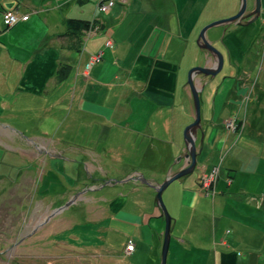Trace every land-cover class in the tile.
<instances>
[{
  "label": "rangeland",
  "instance_id": "obj_1",
  "mask_svg": "<svg viewBox=\"0 0 264 264\" xmlns=\"http://www.w3.org/2000/svg\"><path fill=\"white\" fill-rule=\"evenodd\" d=\"M69 1L0 0V264L5 263L8 254L15 255L12 264H170L173 235L180 229V218L177 224L174 218L178 209L175 211L172 203L175 199L176 204L181 202V188L184 189V183L190 186L189 182L195 183L200 194L209 199L197 201L196 204L206 203L208 207H204L202 219L196 220L197 225L183 236L212 251L216 231L217 239L227 250L235 247L240 257L251 253L254 258L255 254L257 263L264 264V9L261 0L252 3L251 0H210L199 26H195L197 18L193 21L191 34L176 36L177 32L173 31L163 54L164 49H157L151 56L155 61L164 56L161 62L175 56L180 73L175 90L179 104L173 101L171 109L177 106L178 110L189 112L178 135L182 145L175 146V156L184 159L185 165L179 169L184 173L171 179L169 188L161 193V200H157V192L153 197L156 208L163 205L158 216L163 224V242L156 259L150 245L138 244L135 226L112 219L100 206L105 202L109 169L98 164L105 153L114 157L109 158L113 163L118 159L130 160L137 151L140 156L143 154L144 146L135 139L137 131L133 132L129 144L120 146L106 142V137L113 132L114 124L134 125L132 120L139 122L136 126L142 132L146 131L147 124L138 114L152 99L142 95L146 86L139 79L149 64L132 75L135 65L128 60L124 77L120 73L123 79L116 85L114 76L105 74L111 72L117 57L105 61L99 49L101 45L103 53L118 50L122 37L113 26L120 18V31L131 28L137 32V42L141 38L137 51L127 54L137 61L142 47L157 40L154 32L171 31L180 26L181 20L193 18L187 8L193 2L184 0L182 18L178 20L172 7L175 3L182 5L177 0L171 3V0H74L80 6L69 8V12L60 9ZM257 1L261 14L256 12ZM125 4L133 19L124 12ZM231 11L234 14L226 17ZM94 12L96 22L90 26L85 16L79 25L73 21L83 14L93 16ZM65 13L64 26L58 22V16L62 19ZM108 16L111 17L104 22ZM256 17L257 21L252 23ZM226 19L230 21L220 22ZM145 20L156 24L143 34ZM132 24L134 27H130ZM218 40L223 49L213 46ZM49 47L59 52L58 60L64 68L58 73L50 71L40 76L34 92L23 91L26 88L23 84L28 83L27 67L23 65L32 64ZM124 47L129 49L127 43ZM130 47L134 48V43ZM230 48L236 51L229 53L231 69L226 66L228 57L224 53ZM89 49L97 58L93 68L87 64L88 56L84 54ZM202 52H207L206 64L216 67L213 79L205 75ZM72 55L82 60L81 66L66 63ZM180 67L186 69L185 74ZM197 68L200 71L195 74ZM190 71L191 81L187 76ZM222 75H228L225 83ZM161 83L162 80L159 88ZM46 87L49 92L42 95ZM203 89L212 99L209 113L202 102L194 99L195 95L198 100L201 98ZM184 91L190 96L188 105L185 100L181 104ZM77 104L82 112L75 113ZM167 111L166 107L161 108L158 116ZM13 126L20 131L15 134ZM104 127L110 128L105 135ZM113 133L120 138V131ZM187 137L193 142L194 152L190 151L192 145ZM98 144L104 149L95 154L92 150ZM54 147L60 148L63 154L54 153ZM62 155L68 158V174L59 179L58 168L52 160ZM82 158L81 169L87 177L85 181L78 178L79 187L72 192L67 179L76 183L78 162ZM78 202L81 204L76 205ZM169 218L170 224L166 222ZM231 240L237 245L230 244ZM47 253L55 258L47 257ZM182 253L190 255V252ZM107 255L111 256L108 260ZM198 261L196 264H210L200 257Z\"/></svg>",
  "mask_w": 264,
  "mask_h": 264
},
{
  "label": "crops",
  "instance_id": "obj_2",
  "mask_svg": "<svg viewBox=\"0 0 264 264\" xmlns=\"http://www.w3.org/2000/svg\"><path fill=\"white\" fill-rule=\"evenodd\" d=\"M62 1H64V0H62ZM252 1L253 0H251V3H252ZM59 2H61V1H59ZM179 2L182 3V5L176 6V10H175L176 13L175 14H177V15H181V12L184 8L182 6H185L183 4L184 0H180ZM191 2H193V5H190L187 8H188V10H190L192 12L191 16H193L194 19L190 18V20H185V21H184V19L181 20L180 26L173 27L171 31L166 32L165 30L161 29L163 31L162 34L160 32H154L153 36L155 37V39L157 38V40L149 41L148 44H145L142 47L143 51L141 52V54H139L140 58H138L137 61L131 60L127 56V54H128V52L134 53L135 51H137V47H138L137 45L140 44L141 38L139 37L138 42H137V35H136L137 32L135 33L133 31V29H131V28H126L125 31H120L119 30L120 18L117 19L116 25L113 26V28H115L117 31L116 34H120V36L122 37L121 38V44L118 47V50H116L115 52H110V51L105 50L104 53H106V54H104L103 53V46L100 45L99 52H100V54L102 53L105 61H111L114 57H117L118 61L115 62V64L111 67V72L106 71V74H105V75H113L115 78L113 83H115L116 85L121 83V80L123 79V78L119 77L120 73H121V76L124 77L125 66L128 65L127 64L128 60L131 61V64L133 66L135 65L132 75H136L138 72H140L142 70V68H144L147 64H149L147 72L142 77H140V79H139V80L144 81L145 86H146V90L144 91V93H142V95L146 99L147 98L152 99L151 104L150 105L147 104V107L145 109H143L140 112V114H138L139 116H142L140 120L145 121L147 124L146 131L142 132L141 128L139 129V127L136 126L139 124V122L137 123L131 119L133 121L132 124H134V125H130V124L117 125V124H114L112 126L114 128L112 130L113 132L120 131V133H119L120 138L117 136L116 133H113V132L109 133L106 137V139H107L106 142L108 141L110 143H117V146H120V145L127 144V143L129 144V142L131 141V136L133 135V132H135V131L138 132L137 135H135V139L140 142V146H142V147L144 146V151H143V154L141 155L142 157L140 156L139 152L137 151L134 153L133 157L130 160H127V159L116 160V163H121L122 165H126V167L131 165L132 168L128 167V168H130V170L135 171V169L137 168V170L139 172H143L147 168L148 162L156 159L153 157L154 152L159 151L160 146L166 145L165 140H168L173 132H174L173 143L170 145V147L172 149H174L175 151H177L175 149V146H181L182 145L183 141L181 139V142H180V140L178 139V135H181V133H182V130H183V128H184V126L188 120L189 112L187 110L185 112H183L182 110H178L177 106H174V108L171 109L173 101H175V103L179 104V102L177 100L178 93L175 91L176 87H178V78L177 77L180 74V73H178L179 64L174 60L175 56H173L172 58H169V59L166 58L163 60V62H161L160 60L163 59L164 56H163V58H161L159 56L158 61H155L154 59H152L151 56H153V52H155V50H157V49H159V50L164 49L161 51L163 54V52L167 49L169 41L172 40L173 31L177 32L176 36H179L178 34H181L182 36L189 34V32L191 31V28H192V24H194L193 21L196 18H197V21H196L195 26H199V21L202 20V13H203L204 9L207 7V5L210 3V0H191ZM126 5L127 4H125V8H126ZM261 5L264 9V0H261ZM78 6H80V5L77 2H74V0H70L67 4L65 3L62 7H60V9L62 8V10H64L65 12H69V8L78 7ZM127 9L128 8H126L124 12L128 14L129 18L133 19L132 14H130V11H128ZM83 12H85L84 6H83ZM233 14L234 13H232V11H231L230 15H227L226 17L231 16ZM66 16H67L66 13L64 15H62V17L64 19L63 18L61 19L58 16V22L60 23V25L63 24L65 26L64 22L66 20ZM110 17L111 16L105 17L104 18L105 21L104 20L103 21L107 22ZM140 18L145 19V17H140ZM181 18L182 17L177 18V19L180 20ZM172 20L175 21L174 18H172ZM165 22L167 23V21H165ZM155 24L156 23H152V22L145 20V26L143 27V29H145V31L143 32V34H146L147 29H149V28L153 29ZM107 27H110V26L108 25ZM130 27H134V24H132ZM190 34H191V32H190ZM56 36H57V34H56ZM160 40L165 41V43L164 44H163V42L160 43L159 42ZM126 43L129 45L128 50L124 47V44H126ZM131 43L132 44L134 43V48L130 47ZM218 48L223 49L221 47V45H218ZM43 52L48 54L49 56L55 58V60H58L59 55H60L59 52L57 50H55V48H52V47L51 48L49 47L47 50H44ZM235 52L236 51H233L231 48L228 51L224 52L225 56L228 57V61L226 62V66L230 67V69H231L232 65L229 61V53L234 54ZM40 56H43V54H39L38 59H40ZM72 57L75 58L74 55H72ZM70 60H71V57L70 56L67 57L66 63H69ZM142 60H145L146 63L144 64L142 62ZM182 62H183V60H182ZM150 64H155V65L151 66ZM40 65L42 66V64H40ZM158 66L161 68L158 69L157 68ZM98 69L103 71L102 67H98ZM182 70H183V74H185L186 69H182ZM156 71H159L161 73V80H162L161 84L162 85L160 86V88H159V81H161L160 78L153 76V74ZM219 76L221 77V75H219ZM223 76L226 79H224L222 81V83H225L228 80V75H222V77ZM163 81H168L169 87H166ZM213 81H212V83H213ZM231 82H229V84ZM234 85L232 86V88L234 87ZM235 86H236V90H237V85H235ZM159 92H160V95H158ZM95 93H96V91H95ZM182 94L183 95L181 96V98H182L181 104L185 100V104L188 105L190 103L189 102L190 101L189 100V97H190L189 94H187L185 91ZM173 96H174V100H173ZM78 97H80V94ZM101 98H107V97L101 95ZM201 98H202L203 107L209 113V111H211L210 107H212L211 106L212 105V103H211L212 99L210 100V97L208 96V92L204 89L201 91ZM80 107L81 106L79 104H77V108H76L75 113L82 112ZM163 107H166L169 111L164 112V113H160L158 116V111ZM140 123H142V122L140 121ZM107 130H110V128L109 127L103 128L102 131L104 132V135H105ZM214 141H212L211 143H213ZM94 147L96 148V150H92V151L95 154H98L97 151H99V150L102 151L104 149V148H101V145H99V144L95 145ZM54 153L58 154V156L63 154L61 152L60 148H58V147H54ZM140 157H141L140 162L135 163L136 160ZM173 157H176L175 152H174ZM109 158L110 157H108L106 160H109ZM110 159L113 160L114 157L110 158ZM66 161H68V158L63 156V155L52 160L53 164L58 168L57 171L59 172V179H62V177L66 178V174H68L67 169H66ZM128 162H130V163H128ZM152 162H151V164H152ZM171 163H172V168L177 169L179 167V166L175 167L173 162H171ZM139 164H140V166H138ZM184 165H185V163H184ZM105 166L107 168L108 167L110 168V170H108V172H107V176H109V174H111V173H115V171H113L112 167H110L108 165H105ZM100 167H101V165H100ZM167 176H170V175H167ZM197 178H199V175L197 176ZM76 179H77V177H76ZM67 180H68V183H70L71 186L73 187V189H71L72 192L75 191L79 187L78 186V179H77L76 183H74V180H71V179H67ZM189 184H190V186L184 183V189L181 188V192H180V195L182 194L181 195V202L179 201L176 204V199H175V201L172 203V208L175 211H177V209H178L177 215L174 218H175V220L180 218V221H179L180 229L177 230V231H179V233L176 231L173 235L171 249L169 251V253H170V256H169L170 264H196L197 262H199L198 257H200L202 260H204V262H207L210 264L212 262L214 264H258L256 261V259L258 257L255 254H254V258L251 256V253H249L248 256L240 257L234 251L235 247H231L230 249H232V250H227L224 247V244H221V241L219 239H217L216 231H215V235H214L215 236L214 248L212 251H210L206 245H205L206 247H204L201 244L198 245V243H196L195 241L191 242L189 239H186L183 236V233L190 231V229H192L195 225H197L195 223L196 220L198 222L200 219H202L201 214L203 213L204 207H208L206 203L203 206L201 204H196L197 201H199L203 198H205L206 200L209 199L207 196L205 197V195L202 196L200 194L199 190H197V188L195 186V183L192 184L191 182H189ZM62 187H60V188H62ZM147 194L152 196L148 191H147ZM137 196L140 198L139 193L137 194ZM153 197H148L146 199V207H144L142 205L141 201L139 200V204L137 206L138 211H136L134 213H133L134 204L133 203L127 204L126 208L128 209L129 212H131L130 213L131 217H124L122 215H119V213L116 211H114L115 214L109 215V217H111L112 219L119 221L121 223L130 224V225L135 226L137 228L136 238L138 240L137 241L138 244H140L142 247L144 244L150 245V248H152L153 255L156 259V255L158 256L160 254V250L162 248L163 224H162V220H160L158 217L159 211L156 208V204L153 200ZM182 207H183V215L181 216ZM187 209L189 211H185ZM114 217H116V218H114ZM177 223H178V220L176 221V224ZM230 244L237 245L235 242H232V240H231ZM182 251L190 252L191 256L188 254H186L184 256ZM171 252H172V256H171ZM107 256H108V258H111L110 255H107ZM47 257L55 258V257H51L50 253H47Z\"/></svg>",
  "mask_w": 264,
  "mask_h": 264
},
{
  "label": "bare ground",
  "instance_id": "obj_3",
  "mask_svg": "<svg viewBox=\"0 0 264 264\" xmlns=\"http://www.w3.org/2000/svg\"><path fill=\"white\" fill-rule=\"evenodd\" d=\"M173 1L175 0H171L169 1V3ZM179 1L180 0H177L176 2H179ZM176 6H181V5L175 3V5L172 7L176 9ZM261 11L262 10L260 7L259 14H261ZM90 14L91 13H88V16L83 14V16L78 17L77 19L73 21H77L76 23L77 25H79L81 22V19L84 18L85 16L87 20L89 21V26H90L92 23L96 22L95 12L93 13V16ZM175 17L180 18L181 16L176 14ZM257 19L258 17H256L255 19H252L251 22L254 23L255 21H257ZM262 22L264 24V19L262 20ZM70 25H71V22H70ZM219 43H220V40H218L213 46H217L219 45ZM43 53L44 52L42 51V54ZM206 53L207 52H202L203 56L201 55V60H202L201 62L203 64L202 66L206 68L205 69L206 77L207 78L211 77V79H213L216 74V71H215L216 67L212 63L206 64V62L208 61ZM84 54L88 56L87 64H91L90 66L91 68H93L94 66L93 62L94 60H97V58H95L96 55L94 56L93 53H91L90 49L89 51H85ZM138 58H140V56H138ZM39 60L43 66L39 65L38 59H36L32 64L26 63L27 65H23L27 67L25 78L28 80V83L23 84L24 86H26V88H23V91H25L26 89V90H31L32 92H34L36 89V85H38V83L40 82V76L44 77L50 71H56V73H58L60 70L64 68L60 60H55V58L49 56L48 54L40 56ZM70 62L74 66H81L82 64V60H78V57L71 58ZM33 66H36V67H33ZM68 71L69 70H67V73ZM153 76L161 79V73L159 71H156L153 74ZM187 76H189V72L187 73ZM54 81L56 83V80ZM163 82L166 87H169L168 81H163ZM47 92L49 91H47V87H46V90L45 92L42 93V95H46ZM198 102L201 103L202 99L199 98ZM52 121H53V118L51 119L50 123H52ZM55 123L56 122H54V124ZM58 124H60V122H58ZM12 131H14V133L16 134L20 131V128L13 126ZM173 135H174V132L171 134L168 140H165L166 145L160 146L159 151L154 152L153 157L156 159L152 160L153 162L149 161L147 164V168L143 172H139V171L136 172V171L130 170V168L126 167V165H122L121 163L114 164L110 162L109 160H106L109 157L108 154H102V155L100 154L101 157L98 159V164L101 166L108 165L113 168V171H115V173H111L109 174V176H107L108 187L104 191L105 202H102L100 205L102 208L105 209L108 215L115 214L114 211H116L124 217H131V214H130L131 212H129L128 209L126 208L127 204H132V203L134 204V210H133V213H134L138 211L137 206L139 204V200L141 201L142 205L146 207V199L148 197H153L154 195H156L155 193L157 192V189L161 187L163 184H165V186H163L161 190L166 192V190L169 188V183L167 181L170 178L172 179L173 178L172 176L176 175L177 173L182 172L183 170L180 171L179 169H180V166L181 168H183L182 164L185 163L183 158L173 157L175 150L170 147V145L173 143ZM141 157L138 158L135 163H139L141 160ZM84 158H82L78 162V170L76 171V177L77 179L80 178V181H85L87 177V174L81 169V167L83 166L82 160ZM171 162H173L175 167L177 166L179 167L177 169L172 168ZM87 166H89L88 162H87ZM138 166H140V164ZM108 169L110 170L109 167ZM167 175H170V176H167ZM147 191L152 196L147 194ZM138 193L140 194V198L137 196ZM70 194H68L67 196L69 197ZM59 199L61 198L57 197V200ZM71 200H73V198ZM80 204L81 202L76 203V205H80ZM83 204L86 206H89L88 202H83ZM54 205L59 206L58 203L56 202L54 203ZM162 208L163 206L160 205V207H158L157 210L160 211ZM166 222L170 224L172 222L171 218L167 219ZM13 257H15V255L11 257L8 254L6 256L7 260L3 261L5 262L4 264H12ZM105 257L108 260V256H105ZM13 261H15V259Z\"/></svg>",
  "mask_w": 264,
  "mask_h": 264
},
{
  "label": "water",
  "instance_id": "obj_4",
  "mask_svg": "<svg viewBox=\"0 0 264 264\" xmlns=\"http://www.w3.org/2000/svg\"><path fill=\"white\" fill-rule=\"evenodd\" d=\"M259 6H260V5H259V1H257V10H256L257 13H259V9H260ZM241 14H242V13H241ZM224 21L229 22L230 19L221 20L220 22L223 23ZM212 25H213V24H212ZM212 25H210V26H212ZM220 57H221V56H220ZM221 64H222V58H221ZM199 71H200V69L197 68L195 74H197V72H199ZM191 73H192V72L190 71V72H189V76H188V78L190 79V81L192 80ZM190 87H191V86H190ZM191 89H192V91L194 92L193 88H191ZM194 99H195L196 101H198L196 95L194 96ZM195 103H196V106H197L196 108L198 109V106H199V105L197 104L198 102H195ZM192 127H193V126H192ZM187 141H188V143H189L190 145H192V146H191V150H190V147H189V150L194 152L195 147H194V145H193V142L189 139V137H187ZM193 163H195V161H193ZM183 173H184V172L177 173L176 175H174V176H172V177H173L174 179H177V178H179L180 176H182ZM173 178H172V179H173ZM167 182L170 183V182H171V178H170ZM163 186H165V184H163L161 187H159V188L157 189V193H158V195H157V200H161V193H162L161 188H162ZM161 205H162V203H161ZM162 206H163V205H162ZM165 242H167V237H166ZM164 247H165V244H164ZM166 249H167V246H166V248H165V250H164V255H165Z\"/></svg>",
  "mask_w": 264,
  "mask_h": 264
}]
</instances>
